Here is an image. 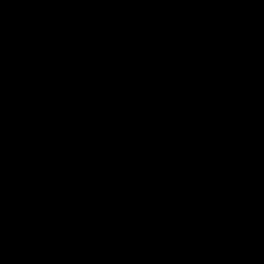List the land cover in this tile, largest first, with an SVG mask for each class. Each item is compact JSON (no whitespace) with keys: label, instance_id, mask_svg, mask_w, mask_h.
I'll list each match as a JSON object with an SVG mask.
<instances>
[{"label":"trees","instance_id":"1","mask_svg":"<svg viewBox=\"0 0 264 264\" xmlns=\"http://www.w3.org/2000/svg\"><path fill=\"white\" fill-rule=\"evenodd\" d=\"M0 264H264V0H0Z\"/></svg>","mask_w":264,"mask_h":264}]
</instances>
